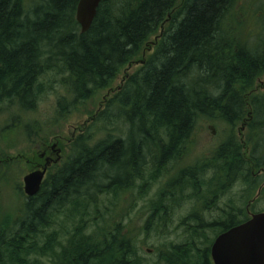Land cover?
<instances>
[{
  "label": "trees",
  "instance_id": "obj_1",
  "mask_svg": "<svg viewBox=\"0 0 264 264\" xmlns=\"http://www.w3.org/2000/svg\"><path fill=\"white\" fill-rule=\"evenodd\" d=\"M78 1L0 0V116L9 112L10 122L0 137L17 138L33 127L22 116L45 92L39 83L44 75L60 78L65 94L56 112L63 118L108 89L135 58L142 55L143 62L92 114L86 133L83 126L69 139L64 161L48 169L20 217L0 221V264H39L44 258L47 264H141L119 221L100 226L109 216L105 206L106 215L99 211L103 199L146 193L185 155L205 119L231 127L244 123L251 150L245 155L229 138L210 159L180 170L158 195L194 197L213 213L237 180L247 186L244 198L259 186L253 172L264 171V91H255L264 76V0H102L85 33L75 19ZM148 48L152 52L143 57ZM46 145L33 148L31 160L42 163ZM18 158L6 161L0 154V163ZM207 171L213 175L204 180ZM156 203L155 210L165 200ZM218 209L207 218L195 209L186 220L195 224L187 238L160 252L157 264H212L215 238L206 231L216 237L256 213L235 205ZM200 239L206 243L202 249L196 245Z\"/></svg>",
  "mask_w": 264,
  "mask_h": 264
},
{
  "label": "rangeland",
  "instance_id": "obj_2",
  "mask_svg": "<svg viewBox=\"0 0 264 264\" xmlns=\"http://www.w3.org/2000/svg\"><path fill=\"white\" fill-rule=\"evenodd\" d=\"M37 1L39 0H27V3H35ZM153 43L154 41L151 42V46ZM147 50V52L143 53V57L148 56L152 52L150 48ZM141 56L122 68L108 89L100 91L86 103L80 105L77 110H73L72 113L63 118L59 117L56 112L57 102L65 94L58 83L60 78L52 72L39 79V83L44 85L45 92L39 96L34 110L22 116V120L33 127H30V130L20 131L17 138L13 134L8 136V138L0 137V154H5L6 161L22 156V158L19 157L16 160L0 163V221L12 218L17 219L21 215L20 209L26 200V196L23 193V177L29 173L25 163L27 159H31L36 155L31 154L32 149L35 148L34 151H36L37 145L42 143L48 146L56 144L57 148L62 149V154L64 155V150L67 151L66 147L70 143V138L78 137L82 133L81 127L83 126L85 128L84 132L87 131L92 124L90 123L92 114L100 111L106 100L111 98L118 88L123 85L124 80L140 68L143 62ZM255 91H264V76L260 77L255 83ZM8 113L4 112L0 116V128L9 125ZM99 137L101 135H97L96 139ZM229 138L241 144L245 155L252 148V143L249 141V133L244 123L238 122L231 127L217 119L200 121L196 126L190 143L186 147V154L183 155L177 164L168 167L167 173L162 178L158 177L157 181L146 189V193L143 192V195H138L139 191L137 192L136 190L135 193L138 196L133 191L132 194H120L117 197L103 199L105 202L99 211L106 215L103 207L105 206L109 209V216H105V224L100 222V226H113L119 221L122 224L124 234L134 243L138 256L142 259L140 261L141 264H157L158 254L168 249L172 244L179 245L183 243L187 238L189 226L195 225L191 221H186L192 211L193 203L183 204L181 211L178 212L180 209L176 210L173 213V216L175 215L174 218L161 230L151 227L145 229V224L147 223V217H144L147 210L146 206L149 205L152 197L158 195V192L166 186L165 184L169 179L175 177L183 168L198 163L199 160L210 159L211 153ZM33 141L37 142L35 146H31ZM212 175L213 171H207L203 179L209 180ZM252 176L259 178V180L257 179L259 186L252 194L243 198L242 193L247 189V186L241 183V179L237 180L233 187L219 197L216 207L213 208V213L206 212L203 217L207 218L209 214H212V217L217 216L218 208H224L226 205L243 207L247 211L250 210L249 213H251V210L252 212L256 211V213L264 212V196L260 195V191L264 186V171L253 172ZM133 197L138 198L136 202L131 201L130 198ZM119 214L120 216H118ZM89 220L87 219L86 222L90 223L91 221L89 222ZM89 226V229L94 228L92 223ZM205 234L211 241L215 238V232L213 231L208 230ZM196 245L197 248H204L206 245L205 240H196ZM47 263L48 261L45 258L39 261V264Z\"/></svg>",
  "mask_w": 264,
  "mask_h": 264
},
{
  "label": "water",
  "instance_id": "obj_3",
  "mask_svg": "<svg viewBox=\"0 0 264 264\" xmlns=\"http://www.w3.org/2000/svg\"><path fill=\"white\" fill-rule=\"evenodd\" d=\"M102 0H79L75 19L80 32L89 30ZM47 167L23 177V193L34 197L40 190ZM212 264H264V212L251 214L245 222L219 234L210 247Z\"/></svg>",
  "mask_w": 264,
  "mask_h": 264
},
{
  "label": "flooded vegetation",
  "instance_id": "obj_4",
  "mask_svg": "<svg viewBox=\"0 0 264 264\" xmlns=\"http://www.w3.org/2000/svg\"><path fill=\"white\" fill-rule=\"evenodd\" d=\"M38 149L40 150V148H38ZM186 150H187V148H186ZM62 152H63L62 149L57 148L56 144H54L52 146L46 145L45 148L40 152V156H39L42 163H40L39 161L34 162V160H31V159H30L31 163H30V161L26 162V163H30L29 166L31 167V169L29 170V172L40 170L45 166L47 167V172H48V169L52 165H59L60 166L61 163L65 159ZM53 156H54V158H53ZM180 159H182V157L179 159H176L171 164L172 165L177 164V162H179ZM199 161H202V160H199ZM194 164H196V163H194ZM194 164H192V165H194ZM192 165H190L188 167H191ZM160 197H162L165 200V204L160 205V208L155 210L153 208L152 204L156 205L157 204L156 202H158V199ZM123 198H125V197H123ZM130 199H131V201L136 202V200L138 198L133 197ZM186 203H193L192 211L188 215V217L192 216V214L195 213L194 212L195 209L198 211V215L203 216L204 213H206L204 210V207L199 205L198 202L194 199V197L189 198V196H178V195H173V194H170V195L165 196V197L162 195L153 196L152 199L149 201V205L146 206L147 210H146V213L144 214V217L145 218L147 217V221L151 217L153 218V221H151L149 223L150 225L145 224V229H148L149 227H151L153 229L161 230L172 218H174L175 215L173 216V213L178 209H180L178 211V212H180L182 205L186 204ZM158 217H166V219H170V220L159 221V220H157Z\"/></svg>",
  "mask_w": 264,
  "mask_h": 264
},
{
  "label": "bare ground",
  "instance_id": "obj_5",
  "mask_svg": "<svg viewBox=\"0 0 264 264\" xmlns=\"http://www.w3.org/2000/svg\"><path fill=\"white\" fill-rule=\"evenodd\" d=\"M105 173V172H104Z\"/></svg>",
  "mask_w": 264,
  "mask_h": 264
}]
</instances>
